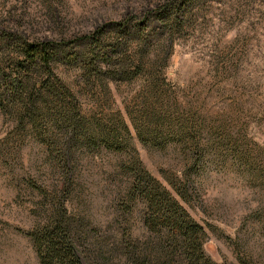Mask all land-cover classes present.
I'll return each mask as SVG.
<instances>
[{
	"label": "trees",
	"instance_id": "1",
	"mask_svg": "<svg viewBox=\"0 0 264 264\" xmlns=\"http://www.w3.org/2000/svg\"><path fill=\"white\" fill-rule=\"evenodd\" d=\"M194 3L168 1L144 20L52 40L0 30V168L26 198L30 227L15 229L39 264H223L206 251V227L145 167L122 111L109 115L103 104L91 114L83 103L91 94L102 101L111 84L144 79L145 96H134L141 102L125 106L136 136L159 147L178 138L165 118L180 106L165 94L163 67ZM59 68L79 73L80 90ZM171 183L189 201L186 187Z\"/></svg>",
	"mask_w": 264,
	"mask_h": 264
},
{
	"label": "rangeland",
	"instance_id": "2",
	"mask_svg": "<svg viewBox=\"0 0 264 264\" xmlns=\"http://www.w3.org/2000/svg\"><path fill=\"white\" fill-rule=\"evenodd\" d=\"M168 1L0 0V30L59 39L64 31L76 36L127 17L144 20ZM194 8L163 67L165 94L180 106L165 118L178 138L159 147L136 136L125 106L141 102L134 96H145L144 79L111 84L102 101L91 94L83 103L91 114L103 104L109 115L122 111L145 167L206 227L208 254L223 264H264V0H195ZM59 75L80 90L77 71L59 68ZM4 131L0 113V138ZM171 182L186 187L189 201ZM25 200L0 168V264H39L30 239L15 229L30 227Z\"/></svg>",
	"mask_w": 264,
	"mask_h": 264
}]
</instances>
